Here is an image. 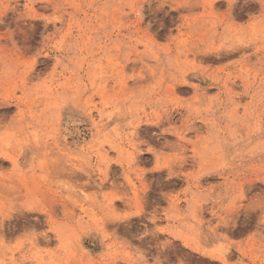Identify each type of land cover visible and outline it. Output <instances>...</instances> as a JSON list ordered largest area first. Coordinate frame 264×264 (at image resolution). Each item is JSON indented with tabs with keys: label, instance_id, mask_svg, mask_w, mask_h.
Returning a JSON list of instances; mask_svg holds the SVG:
<instances>
[{
	"label": "rangeland",
	"instance_id": "rangeland-1",
	"mask_svg": "<svg viewBox=\"0 0 264 264\" xmlns=\"http://www.w3.org/2000/svg\"><path fill=\"white\" fill-rule=\"evenodd\" d=\"M221 260L264 264V0H0V264Z\"/></svg>",
	"mask_w": 264,
	"mask_h": 264
},
{
	"label": "bare ground",
	"instance_id": "bare-ground-1",
	"mask_svg": "<svg viewBox=\"0 0 264 264\" xmlns=\"http://www.w3.org/2000/svg\"><path fill=\"white\" fill-rule=\"evenodd\" d=\"M230 6V5H229ZM232 8V7H231ZM215 49V48H214ZM219 54V53H218ZM227 56V55H226ZM215 60H216V58H215ZM218 60V59H217ZM184 90V89H183ZM185 91V90H184ZM263 181V180H262ZM234 223V222H233ZM235 225H236V223H234ZM243 224V223H242ZM241 224V225H242ZM246 226V225H245ZM242 227V226H241ZM186 245V244H185ZM189 246V245H188ZM197 248V247H196ZM198 249V248H197ZM203 249V248H202ZM193 250V249H192ZM205 252H207V254H210V253H212L210 250H205V249H203ZM196 252V251H195ZM198 253V252H197ZM224 256V255H223ZM227 256V255H226ZM167 257V256H166ZM212 257V256H211ZM231 258V257H230ZM227 259V258H226ZM168 260V259H167ZM223 260V259H222ZM221 260V261H222ZM219 261V260H218ZM220 261V262H221ZM158 262V261H157ZM222 264H223V261H222ZM225 264V263H224Z\"/></svg>",
	"mask_w": 264,
	"mask_h": 264
}]
</instances>
